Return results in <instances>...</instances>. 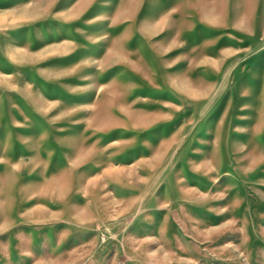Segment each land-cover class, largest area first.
<instances>
[{"label": "rangeland", "instance_id": "1", "mask_svg": "<svg viewBox=\"0 0 264 264\" xmlns=\"http://www.w3.org/2000/svg\"><path fill=\"white\" fill-rule=\"evenodd\" d=\"M0 264H264V0H0Z\"/></svg>", "mask_w": 264, "mask_h": 264}]
</instances>
